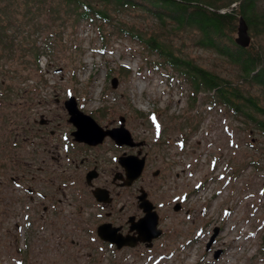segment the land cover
<instances>
[{
	"label": "rangeland",
	"instance_id": "rangeland-1",
	"mask_svg": "<svg viewBox=\"0 0 264 264\" xmlns=\"http://www.w3.org/2000/svg\"><path fill=\"white\" fill-rule=\"evenodd\" d=\"M48 32L37 34L39 65L32 51L24 56L22 48L10 52L0 44V264H225L222 254L232 246L238 254L244 247L232 264H264L262 131L203 92L192 104L187 83L149 65L128 38L115 33L102 50L99 30L87 21L60 38ZM257 40L264 48V35ZM185 43V56L237 79L229 60ZM71 95L102 126H118L123 116L134 139L146 142L142 178L128 187L112 183L125 147L109 137L92 148L73 142L68 150ZM93 163L100 172L94 186L110 191L111 204L98 201L86 181ZM140 187L161 235L150 246L102 240L99 224L127 226L131 216L144 215ZM225 229L229 244L218 239Z\"/></svg>",
	"mask_w": 264,
	"mask_h": 264
},
{
	"label": "trees",
	"instance_id": "trees-1",
	"mask_svg": "<svg viewBox=\"0 0 264 264\" xmlns=\"http://www.w3.org/2000/svg\"><path fill=\"white\" fill-rule=\"evenodd\" d=\"M241 15L254 37L246 47L235 40ZM83 21L96 25L102 50L115 33L128 38L149 65L187 83L192 104L203 92L214 105L222 104L264 134V48L257 40L264 35V0H0V44L10 52L20 47L24 56L32 51L39 65L43 50L36 45L37 34L48 29L49 36L60 38ZM187 39L229 60L237 67V79L185 56ZM255 85L262 87L260 94L252 91Z\"/></svg>",
	"mask_w": 264,
	"mask_h": 264
},
{
	"label": "water",
	"instance_id": "water-1",
	"mask_svg": "<svg viewBox=\"0 0 264 264\" xmlns=\"http://www.w3.org/2000/svg\"><path fill=\"white\" fill-rule=\"evenodd\" d=\"M235 40L241 46H248L252 40V35L249 32V26L245 18L241 15L239 18L237 36ZM117 77H113L112 84L117 85ZM65 107L69 114V121L74 125L75 129L72 131L74 140L85 142L90 145H97L104 141L106 137L113 139L118 145L128 146H142L144 141H135L130 130L125 126V118L120 117V125L113 128H106L102 126L92 115L85 113L78 106V101L74 95H71L65 100ZM41 123H45L42 119ZM141 150L136 155H122L119 158L120 164L126 170L127 180L125 185H130L133 180L138 178L145 165V155L140 157ZM97 173L92 170L87 172L86 181L93 186V179ZM141 193L138 198L141 200V207L144 210V215L137 221L134 217L129 218L130 231L136 230V236L122 235L118 233V227L112 226L111 222H103L97 227V234L102 240L116 244L117 247L123 245H134L137 241L145 242L148 246L152 245L153 239L159 237L162 229L158 227V215L153 209L152 202L146 196V192L141 188ZM94 197L101 202L110 200L108 189L100 186L92 188Z\"/></svg>",
	"mask_w": 264,
	"mask_h": 264
},
{
	"label": "flooded vegetation",
	"instance_id": "flooded-vegetation-1",
	"mask_svg": "<svg viewBox=\"0 0 264 264\" xmlns=\"http://www.w3.org/2000/svg\"><path fill=\"white\" fill-rule=\"evenodd\" d=\"M45 120V123L44 124H46V123H48V120L45 118L44 119ZM119 125H120V123H119ZM118 125V126H119ZM104 127H106V128H113V127H117V126H113V127H108L107 125H105ZM71 135V136H70ZM67 138H68V140H69V142H70V146H69V148H68V150L70 151V149L73 147L72 146V143L73 142H75V143H78V144H80V145H83V146H87V147H89V148H92V147H97V146H100V145H102V144H104L107 140V138L108 137H106L105 139H104V141L102 142V143H100V144H97V145H90V144H88V143H85V142H79V141H76V140H74V137L72 136V132L69 134V135H67L66 136ZM65 139V138H64ZM113 142H114V145H116V146H119V147H125L122 151V154L121 155H117V157H115L116 158V160H117V162H118V165H119V167H120V169L118 170V171H115V172H113V176H112V178H111V180H112V183H114V184H117L118 183V185L119 186H122V187H124V186H131L132 184H134L136 181H138L140 178H142V175H143V173H144V171H145V167H146V163H147V154H146V152H144L143 151V148H144V146H145V144H146V142L144 141V140H135V141H144V144L142 145V146H128V145H123V146H120V145H118L113 139H111ZM73 148H75V147H73ZM78 149L79 150H83V149H81V148H79L78 147ZM139 150H141V154L139 155L140 157H142V156H144L145 155V165H144V169H143V171H142V173H141V175L138 177V178H136L135 180H133L132 181V183L130 184V185H125L124 183L126 182V180H127V175H126V170L124 169V167L120 164V162H119V158H120V156H122V155H136V154H138V151ZM79 153V152H78ZM67 156H69L68 154H66ZM71 157V156H70ZM73 160V159H72ZM81 162H85L86 161V156H83L82 158H81V160H80ZM77 165H78V163H76ZM99 166L96 164V163H93L92 165H91V167L90 166H87V172H89V171H92V170H94L96 173H97V176L93 179V181L95 180V179H97L98 177H99V175H100V172H99ZM87 172H86V174H87ZM158 173H159V170L157 169L156 171H154L153 172V175H158ZM85 178H86V175H85ZM141 188L142 187H140L139 188V191L141 190ZM107 189V188H106ZM109 191V190H108ZM146 192V191H145ZM146 194H147V196H146V198L150 201V199H149V197H148V193L146 192ZM138 196L139 195H137V199H138V205H139V207L142 209V211H143V213H144V210H143V208L141 207V200H139V198H138ZM109 197H110V200L109 201H107L106 203L107 204H111L112 203V201H113V197L111 196V194H110V191H109ZM151 202V201H150ZM152 205H153V209H154V204L152 203ZM155 210V209H154ZM108 215H110V214H108ZM110 217V216H109ZM131 217H134V220L135 221H137L136 220V217L135 216H131ZM142 217V216H141ZM106 222H111V224H112V226H115V227H118V233H121L122 235H125V236H127V235H130V236H132V233L131 232H135V230H132V231H130L129 229H130V222H129V225L127 224V226H126V224L125 223H119V224H114V221L112 220V221H106ZM127 228V234L125 233V229Z\"/></svg>",
	"mask_w": 264,
	"mask_h": 264
},
{
	"label": "bare ground",
	"instance_id": "bare-ground-1",
	"mask_svg": "<svg viewBox=\"0 0 264 264\" xmlns=\"http://www.w3.org/2000/svg\"><path fill=\"white\" fill-rule=\"evenodd\" d=\"M225 231L227 232H224L222 230V235H219V238L218 239H221L223 241L224 244H229L230 241L228 240V236L231 235V233L228 232L227 229H225ZM235 240V239H234ZM236 241V240H235ZM241 242V241H240ZM244 251V247L243 249L241 248L240 250V253H243ZM197 251L196 249L193 251V255L196 254ZM238 254L237 251L234 249V246H232L228 251L226 252H223L222 254V259H224V262L225 264H232V262H235V259H237V257H239L241 254ZM205 259L210 261V258H208L207 256H205ZM193 261V260H192ZM211 262V261H210ZM191 263V262H190ZM219 264V263H218Z\"/></svg>",
	"mask_w": 264,
	"mask_h": 264
}]
</instances>
